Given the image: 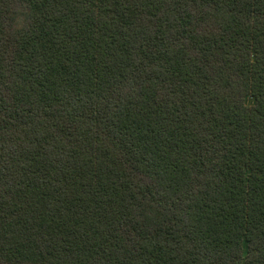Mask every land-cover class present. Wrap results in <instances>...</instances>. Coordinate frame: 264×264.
<instances>
[{
    "label": "trees",
    "instance_id": "obj_1",
    "mask_svg": "<svg viewBox=\"0 0 264 264\" xmlns=\"http://www.w3.org/2000/svg\"><path fill=\"white\" fill-rule=\"evenodd\" d=\"M0 264H264V0H0Z\"/></svg>",
    "mask_w": 264,
    "mask_h": 264
}]
</instances>
